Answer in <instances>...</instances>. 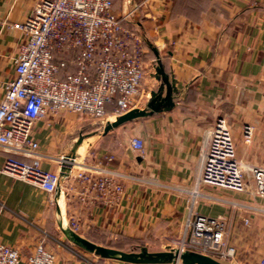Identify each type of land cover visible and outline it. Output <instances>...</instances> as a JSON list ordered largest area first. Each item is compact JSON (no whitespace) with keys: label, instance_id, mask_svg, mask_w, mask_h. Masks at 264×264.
Wrapping results in <instances>:
<instances>
[{"label":"crops","instance_id":"crops-1","mask_svg":"<svg viewBox=\"0 0 264 264\" xmlns=\"http://www.w3.org/2000/svg\"><path fill=\"white\" fill-rule=\"evenodd\" d=\"M36 2L0 0V101L6 82L15 76L13 58L23 38L14 24L26 19ZM113 3L118 14L142 3L130 23L142 38L145 64L136 107L165 103L169 88L174 104L105 134H84V116L66 109L39 119L32 137L40 144L37 152L44 169L60 171L61 157L76 153L72 175L62 176L53 195L3 172L9 155L35 158L0 146V241L18 248L23 260L43 241L56 254L57 264H174L103 256L86 249L78 238L122 250L140 247L134 252L175 251L193 209L230 219L229 240L237 255L223 263L264 264V220L257 217L264 213V197L252 178L247 190L237 195L197 184L208 133L220 117L232 130L238 156L264 165V0ZM114 108L109 106L104 125L116 118ZM245 124L254 129L251 143L243 140ZM81 134L86 137L78 147ZM135 136L143 138L144 153L132 149ZM108 155L114 156L111 162ZM82 166L93 171L101 166L124 191L118 196L87 192L75 176ZM245 216L259 222L245 227L240 221Z\"/></svg>","mask_w":264,"mask_h":264},{"label":"built area","instance_id":"built-area-1","mask_svg":"<svg viewBox=\"0 0 264 264\" xmlns=\"http://www.w3.org/2000/svg\"><path fill=\"white\" fill-rule=\"evenodd\" d=\"M142 3L118 14L113 0H37L31 13L14 24L23 33L14 56L15 76L5 84L0 101V146L14 153L34 156L26 161L6 158L3 172L40 186L49 195L58 192L62 176L72 175L76 157L63 155L60 171L46 170L38 156L39 142L32 137L35 123L48 114L66 109L77 115L106 118L120 115L139 104L144 77L142 38L130 24ZM253 126H243V139L251 143ZM134 151L144 153L140 136L130 140ZM107 156V162L113 160ZM62 171L61 168L68 167ZM83 166L76 173L85 189L104 195H120L123 184ZM252 178L264 197V165L245 163L238 156L232 130L224 117L208 133L201 155L197 184L246 191ZM251 224L249 216L243 217ZM73 230L78 229L73 223ZM230 219L191 210L184 235L175 251H194L221 261H232L237 247L229 240ZM264 263V260H263ZM0 264H57L56 254L41 241L23 260L18 248L0 241Z\"/></svg>","mask_w":264,"mask_h":264},{"label":"water","instance_id":"water-1","mask_svg":"<svg viewBox=\"0 0 264 264\" xmlns=\"http://www.w3.org/2000/svg\"><path fill=\"white\" fill-rule=\"evenodd\" d=\"M170 90L171 89L169 88V92L167 93V99L165 103L158 104L152 101L149 103L148 107L146 108L134 107L123 114L117 115L113 121H108L104 125V129L102 133L105 134L109 132L111 129L118 127L119 125L124 124L125 122H128L138 117L151 115L152 113L163 109L165 106L173 105L174 101L172 99ZM153 94L155 95L156 93L153 92ZM85 137L86 136L84 134H81L79 136V139L77 141L78 147L82 144ZM70 156L76 157V153H72L70 154ZM69 167L70 165L68 167H63V168L66 169ZM78 239L82 243V245L90 251H94L97 254L103 256L118 257L119 259L128 262L157 263L166 260H171L174 262V264H179L180 262H184L188 264H225L222 261L210 255L194 252V251H185V252L158 251L154 253H149L146 251L134 252V251H125V250L117 249L115 247L106 246L103 244H98L96 242L81 237H79Z\"/></svg>","mask_w":264,"mask_h":264},{"label":"rangeland","instance_id":"rangeland-1","mask_svg":"<svg viewBox=\"0 0 264 264\" xmlns=\"http://www.w3.org/2000/svg\"><path fill=\"white\" fill-rule=\"evenodd\" d=\"M141 108H145V107H141ZM83 116H84V118L87 121L86 124H85V127H84V134H88L90 132H92V133H96V132L101 133L103 131V129H104V124H103L104 118H97V117H93V116H90V115H83ZM245 163L246 162H244V164ZM205 186H207L208 188H213V187H216L217 188V186L209 185V184H205ZM220 189L221 190H224L225 192L227 191V192H230V193H233V194H236V195L239 193V191H235V190H231V189H226V188H220ZM250 202H252V203L254 202L253 204H255V203H258L259 204V201H255L254 199H252ZM256 215H258V214H256ZM257 217L259 219H263L264 220V213H262V215H259ZM257 217H254V216L251 217L250 216V218H251L250 227H252L254 224H256L257 222H259V220H257ZM240 221H241V224H243L242 219ZM243 226L249 227V226H247L245 224H243ZM262 227L264 229V221H263ZM263 239H264V234H263ZM120 245L121 246H124V243L121 242ZM111 246H113V245H111ZM123 248H124L123 250H125V251H135V250H139L140 247H138V246H126V247H123ZM224 262H230V261L225 260Z\"/></svg>","mask_w":264,"mask_h":264},{"label":"trees","instance_id":"trees-1","mask_svg":"<svg viewBox=\"0 0 264 264\" xmlns=\"http://www.w3.org/2000/svg\"><path fill=\"white\" fill-rule=\"evenodd\" d=\"M117 249H119V248H117ZM122 250V249H121Z\"/></svg>","mask_w":264,"mask_h":264}]
</instances>
